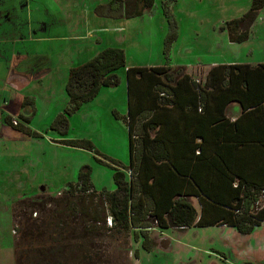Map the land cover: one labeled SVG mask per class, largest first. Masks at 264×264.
Instances as JSON below:
<instances>
[{"label":"rangeland","instance_id":"rangeland-1","mask_svg":"<svg viewBox=\"0 0 264 264\" xmlns=\"http://www.w3.org/2000/svg\"><path fill=\"white\" fill-rule=\"evenodd\" d=\"M79 1L83 9L93 2ZM252 1L154 0L153 8L145 11V17L105 19L98 25L102 28L103 41L105 38L104 46L120 49L125 54V67L115 72L120 83L113 92L110 88H101L93 100L71 115L65 113L69 71L93 58L86 50L87 43L85 40L57 41L41 46L51 53V71L43 74L39 81H33L23 92L8 88L11 94L5 92L12 103V118L8 119L16 121L17 128L23 126L24 130L14 129L5 122L0 128V264H68L62 257L50 258L48 253L51 238H57V229L53 226L57 214L50 211V206L30 213L22 204L60 196L69 184L78 182L84 169L90 171V181L97 192L115 190L114 173L117 169L125 172L122 167H126L129 160L128 133L123 122L126 68L173 66L180 60L194 62L197 57L206 64L264 62V8L247 41L230 44L224 29L228 21L244 16ZM0 9L2 12L16 11L12 12V28L28 33L21 0H0ZM5 20L3 27L9 28ZM50 20L51 17L48 22ZM92 24L94 26L95 22ZM170 28L175 38L166 50ZM64 29L67 36L74 35L70 27ZM61 35L64 32L56 25L42 33L48 38ZM5 68L1 63L0 71L5 73ZM25 94L33 96L29 99L36 104L34 115L32 113L30 120L23 124L20 119L23 106L19 108V101ZM60 115L66 117V127L53 129ZM1 121L0 117V124ZM67 142L84 143L87 147L70 146ZM40 221L44 223L38 229L40 234L36 230L31 235L35 229L31 223ZM229 230L220 227L189 228L187 231L168 229L171 250L167 249L169 241L156 225L146 233L131 230L129 235H108L102 247L104 258L99 264H264V225L253 228L248 234ZM143 235L154 245L151 254L140 249Z\"/></svg>","mask_w":264,"mask_h":264},{"label":"crops","instance_id":"crops-1","mask_svg":"<svg viewBox=\"0 0 264 264\" xmlns=\"http://www.w3.org/2000/svg\"><path fill=\"white\" fill-rule=\"evenodd\" d=\"M109 1L93 0L83 9L79 0H21L26 11L25 29L28 33L12 28V12L16 11L4 13L0 9V65H6L5 73L0 71V99L3 104L0 107V128L4 127L6 118H12V103L5 92L11 93L7 88L23 92L31 87L33 81H39L43 74L51 71V53L41 49L45 42L85 40L90 58L107 48L104 46L105 38L103 41L101 36L102 28H98L105 19L96 16L94 10ZM4 19L9 28L3 27ZM52 25L61 27L64 35L42 36ZM67 26L74 35L67 36L64 29ZM262 64L263 61L251 60L206 64L197 57L194 62L180 60L173 66L128 67L183 69L179 76L173 74L170 82L165 79L158 81L164 86L169 85L174 92V101L168 103L156 95L154 87L157 81L151 75L132 77L129 90L125 80L124 116L130 110L134 142L132 161L140 184L136 191L142 194L154 215L166 218L173 202L184 198L196 211L195 223L201 225L190 228L220 227L237 231L221 224H226L230 215L221 207L201 199L199 192L201 190L218 204L235 206L242 196L240 191L244 189L233 190L232 181L236 184L241 180L242 185L264 187V69L259 68ZM214 67L223 68L211 77L212 83L207 86L209 71ZM22 75L27 77L24 79ZM197 82L201 87L206 85L202 95L203 113L197 111L198 97L193 89ZM31 97L25 94L20 98L19 108L25 99ZM33 102L36 104L35 100ZM125 127L129 150L130 133ZM198 148L200 155L196 154ZM129 164L130 156L127 166ZM262 200L264 202V196ZM167 230L161 229V233L169 241L167 249L171 250L172 240L166 234Z\"/></svg>","mask_w":264,"mask_h":264},{"label":"trees","instance_id":"trees-1","mask_svg":"<svg viewBox=\"0 0 264 264\" xmlns=\"http://www.w3.org/2000/svg\"><path fill=\"white\" fill-rule=\"evenodd\" d=\"M153 5L154 0H110L97 6L94 13L99 18L104 19H132L142 17L145 11L153 8ZM263 8L264 0H253L250 10L244 16L230 20L225 24L224 29L227 32L229 43L240 44L247 41L251 28ZM170 30L171 32L167 35L165 41L166 50L175 38L172 28ZM122 67H125L124 52L120 49L107 48L86 63L70 69L66 85L68 105L65 113L71 115L76 112L81 105L93 100L101 88H116L120 81L115 72ZM221 68L223 67H214L209 71L207 86L212 83L211 77L220 73ZM259 68L264 69V64L260 65ZM182 71V68L172 70V68L166 67L128 68L126 70L127 88L129 90L132 77L135 75L149 74L157 81L154 87L156 95L167 103L173 102L174 92L171 90L172 88L169 85L164 86L163 83L158 81L165 79L170 82L173 73L179 76ZM205 87L206 85L201 87L200 82H197L196 85L193 84V89L198 97L197 111L199 113H203L205 109L202 101ZM22 106L33 107V100L25 99ZM34 113L35 111H33V115ZM31 117L20 114L23 124L28 122ZM130 118L131 113L129 110L128 114L123 117V122L129 128L130 133V164L127 167H122L125 172L119 169L115 171L113 181L116 188L113 192H97L90 181V171L84 169L79 174L78 182L69 184L60 196L56 198L47 197L39 202L22 204L30 213H36L50 206V211L57 214L53 224L57 229L55 231L57 238H51L52 245L48 248L50 258L62 257L68 264H99L104 258L102 247L104 246L103 243H106L105 239L108 235H129L131 230L146 233L152 231L155 225L158 229L173 228L177 230L201 226L199 223H195L196 211L194 207L184 198L174 201L168 212H166V218H164L154 215L142 199V194H137L136 190H138L137 185L139 182L132 161L134 142L130 129ZM4 122L14 129L24 130L23 126L14 127L12 120L8 118ZM66 124V117L60 115L55 120L53 129L60 126L66 127ZM66 144L71 143L67 142ZM70 146L87 147L84 143L81 145L72 143ZM196 154H201L200 148L197 149ZM234 182L232 181L233 190L240 191V189H244L240 191L242 196L235 206L218 204L201 192L200 189L199 197L212 205L221 207L223 211L230 215L229 221L227 220L226 224L221 223L222 225L234 227L241 234H248L253 228L264 225V202L262 200L264 187L242 185L241 180H238L236 184ZM96 199L98 203H95ZM108 217L111 218V226L107 225ZM151 220L155 224H152ZM42 225H44L42 221L39 223L32 222L31 226L35 229L30 234L33 235L36 230L40 234L38 229ZM26 235H29V233ZM142 237V249L150 252L153 248L151 240L147 235Z\"/></svg>","mask_w":264,"mask_h":264},{"label":"water","instance_id":"water-1","mask_svg":"<svg viewBox=\"0 0 264 264\" xmlns=\"http://www.w3.org/2000/svg\"><path fill=\"white\" fill-rule=\"evenodd\" d=\"M34 109L31 106H26L22 109V115L29 117L33 113Z\"/></svg>","mask_w":264,"mask_h":264},{"label":"built area","instance_id":"built-area-1","mask_svg":"<svg viewBox=\"0 0 264 264\" xmlns=\"http://www.w3.org/2000/svg\"><path fill=\"white\" fill-rule=\"evenodd\" d=\"M12 123H13L14 126L17 125V122L16 121H12ZM107 225L108 226H111V218L110 217L107 218Z\"/></svg>","mask_w":264,"mask_h":264},{"label":"flooded vegetation","instance_id":"flooded-vegetation-1","mask_svg":"<svg viewBox=\"0 0 264 264\" xmlns=\"http://www.w3.org/2000/svg\"><path fill=\"white\" fill-rule=\"evenodd\" d=\"M23 107H24V106H23ZM23 107H22V108H23ZM25 107H26V106H25ZM33 107H34V104H33ZM34 110H35V108H34ZM12 121H13V120H12ZM19 123H20V122H19Z\"/></svg>","mask_w":264,"mask_h":264}]
</instances>
